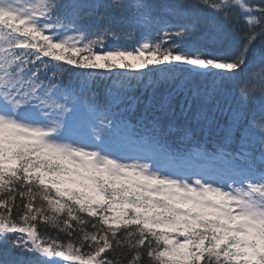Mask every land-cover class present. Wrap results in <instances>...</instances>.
<instances>
[{"label":"snow or ice","instance_id":"6c2138e0","mask_svg":"<svg viewBox=\"0 0 264 264\" xmlns=\"http://www.w3.org/2000/svg\"><path fill=\"white\" fill-rule=\"evenodd\" d=\"M0 245L264 264V0H0Z\"/></svg>","mask_w":264,"mask_h":264},{"label":"trees","instance_id":"16d2710c","mask_svg":"<svg viewBox=\"0 0 264 264\" xmlns=\"http://www.w3.org/2000/svg\"><path fill=\"white\" fill-rule=\"evenodd\" d=\"M149 2H157V3H158V2H161V0H149ZM250 59H251V57H250ZM109 83H110L109 81L101 80V79H97V80L94 82V87H95L98 91H100L101 94H103L104 89L108 86ZM232 87H234V88H238L239 85H234V86H232ZM137 94H138V93H137ZM249 107H250V109H251V108L255 107V104H250ZM40 230L43 232V231L45 230V226H44V225H41V226H40ZM3 250H4L3 245H0V259H4V258H5V257L2 255ZM12 255L15 256L16 254L13 253Z\"/></svg>","mask_w":264,"mask_h":264}]
</instances>
